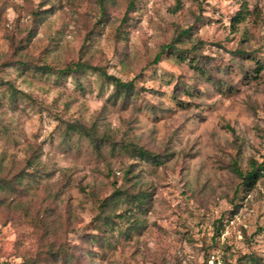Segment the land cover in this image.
<instances>
[{
	"label": "rangeland",
	"instance_id": "1",
	"mask_svg": "<svg viewBox=\"0 0 264 264\" xmlns=\"http://www.w3.org/2000/svg\"><path fill=\"white\" fill-rule=\"evenodd\" d=\"M128 1L113 0L108 21L100 23L97 0H0V79L25 92L17 107L7 101L0 107V157L17 169L30 145L42 144L50 173L41 177L49 190L29 188L27 211L0 208V264H19L32 254L43 237L33 216L46 205L56 209L60 233L68 229L63 237L96 248L95 264H264V178L238 193V209L231 202L233 162L246 169L251 160H264V69L252 77L245 69L254 62L238 52L264 58V0H137L124 37L117 39L114 30ZM241 4L250 13L234 27ZM39 8L46 10L41 21L35 19ZM186 28L189 36L176 42L188 56L195 44L222 87L171 52L148 65ZM30 29L26 53L33 62L46 59L63 68L83 56L123 79L144 70L140 98L127 106L114 102L113 85L92 70L81 77L82 88L72 76L59 80L20 69L15 49ZM73 119L96 121L100 129L168 155L154 163L120 147L98 150L77 133L65 141L62 128ZM129 168L152 191L149 208L135 209L139 221L115 224L100 247L84 244L85 233L98 232L96 194H109L114 180L123 184Z\"/></svg>",
	"mask_w": 264,
	"mask_h": 264
},
{
	"label": "trees",
	"instance_id": "2",
	"mask_svg": "<svg viewBox=\"0 0 264 264\" xmlns=\"http://www.w3.org/2000/svg\"><path fill=\"white\" fill-rule=\"evenodd\" d=\"M100 7V23L108 21L110 15V5L113 0H97ZM137 0H129L124 13L120 19L119 24L114 30V35L117 39L124 37L126 33V27L129 24L130 19L137 11ZM250 13L247 4H241L238 12L232 17L233 26L237 27L241 22L245 21ZM46 14L44 8H39L35 12V19L41 21ZM33 34V30L28 31V35L17 44L15 49L16 61L15 63L22 70H34L40 71L41 74L55 75L56 79L63 80L67 76L75 78L80 87L84 88L81 77L86 75L89 70L95 72L104 83L113 85V92L111 99L116 102L122 101L124 106L130 103H135L143 91V88L138 86V78L144 72V70L137 73L130 79H123L121 76L108 71L107 66L94 63L83 56L77 60L70 62L63 68H57L46 59H40L39 62H33L26 53L28 41ZM190 29H182L180 33L174 36L171 42L162 44L160 49L155 53L153 58L148 62V65H154L159 63L165 53H173L176 57H179L182 62H186L189 59L191 65L195 67V73H198L202 77H206L214 84L221 85L220 77L215 78L212 69L202 62L200 56L197 54V47L193 44V47L189 51L193 52V56H188L183 50L184 47L179 46L176 41L182 36H189ZM87 39V38H86ZM86 41H84L85 43ZM240 54L250 56V59L254 62L251 69H245L250 72L252 77L257 76L264 69V58H256L255 53L247 51L244 48L238 50ZM195 58V59H194ZM194 63V64H193ZM10 62H4L3 65H9ZM183 84H185L183 82ZM188 84V83H187ZM7 85L6 89L2 91L0 96V107L4 105V101L10 103L11 106L17 107L20 101L24 100L25 92L16 88L11 80L0 79V88ZM191 85V84H190ZM222 87V85H221ZM183 88H186L184 86ZM187 89V88H186ZM7 91V95L6 92ZM152 107V106H151ZM62 137L65 141L72 133H77L80 136L88 137L95 148L101 150L103 146L109 145L114 151L117 147L127 150L131 157L148 162L162 163L164 161L163 156H167V151H160L149 148L143 144H140L136 140L128 136H119L109 128H98L96 121L91 123L82 119H73L66 122L62 128ZM42 144L30 145L27 150L24 165L19 168H12L2 163V157H0V208L4 207L10 211L24 212L27 211L28 205L32 198H29V188H46V184L42 183L41 177L49 175L50 173L45 171L42 163ZM232 169L236 177V184L234 187V196L231 202L238 209V193L252 190L259 180L264 178V160L258 161L253 159L250 161V168L242 169L237 161L233 162ZM139 173L135 172L134 168L125 170V182L120 186L117 185V180L113 181V189L109 194L100 196L96 194L98 210L96 221L98 222L96 233H85L82 242L88 244H95L96 247L101 246V237L108 235L111 229L118 222L124 219H130L136 217V211L147 210L151 204L152 191L149 188H144L142 182L139 180ZM28 178V183L24 180ZM49 190V188H46ZM183 193H187L186 190ZM27 197V200L25 198ZM56 209L49 205L44 207V212L40 210L36 212V216H33V220L36 225L43 229V237L38 238V243L35 250L31 255L26 256L25 259L19 264H95L98 262L94 255L95 249H91L90 246L86 247L81 244L73 243L62 235L68 229H65L62 233L59 231V226L56 224L60 219L55 216ZM234 211V210H233ZM138 220V217L135 218ZM42 224H39V222ZM222 222V218L219 220ZM223 224L217 226L216 237L221 235V228ZM130 228H127V231ZM216 237L214 239H216ZM43 239V240H42ZM255 259V256H252ZM256 259H258L256 257Z\"/></svg>",
	"mask_w": 264,
	"mask_h": 264
}]
</instances>
